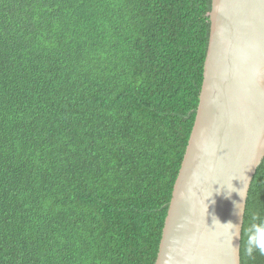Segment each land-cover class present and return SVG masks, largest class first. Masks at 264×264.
<instances>
[{
  "label": "trees",
  "instance_id": "1",
  "mask_svg": "<svg viewBox=\"0 0 264 264\" xmlns=\"http://www.w3.org/2000/svg\"><path fill=\"white\" fill-rule=\"evenodd\" d=\"M212 0H0V264H155ZM264 217V158L251 178Z\"/></svg>",
  "mask_w": 264,
  "mask_h": 264
},
{
  "label": "water",
  "instance_id": "2",
  "mask_svg": "<svg viewBox=\"0 0 264 264\" xmlns=\"http://www.w3.org/2000/svg\"><path fill=\"white\" fill-rule=\"evenodd\" d=\"M208 34L155 264H241L246 200L264 158V0H212ZM228 222L241 226L239 235Z\"/></svg>",
  "mask_w": 264,
  "mask_h": 264
},
{
  "label": "clouds",
  "instance_id": "3",
  "mask_svg": "<svg viewBox=\"0 0 264 264\" xmlns=\"http://www.w3.org/2000/svg\"><path fill=\"white\" fill-rule=\"evenodd\" d=\"M242 189L240 191V196L244 199L242 195ZM237 214H242V207L237 206ZM229 230L233 233V236L239 235L241 231V226L228 222L226 224ZM246 233V244H245V253L251 256L255 252L264 254V217L260 215H252L250 222L245 230Z\"/></svg>",
  "mask_w": 264,
  "mask_h": 264
}]
</instances>
